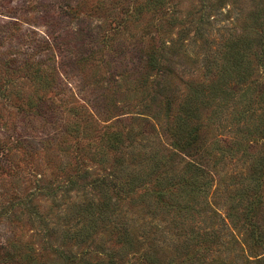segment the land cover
<instances>
[{
    "label": "trees",
    "instance_id": "obj_1",
    "mask_svg": "<svg viewBox=\"0 0 264 264\" xmlns=\"http://www.w3.org/2000/svg\"><path fill=\"white\" fill-rule=\"evenodd\" d=\"M225 1L242 4L240 16L211 40L206 16ZM241 1L206 0L193 13L196 74L181 90L172 80L173 43L140 47L128 81L133 116H115L105 127L94 170L75 166L63 185L46 187L44 195L64 199L80 224L62 233L60 246L46 241L51 260L223 264L222 228L229 227L245 261L264 264V0ZM14 243L0 244L7 261L49 264L20 259Z\"/></svg>",
    "mask_w": 264,
    "mask_h": 264
},
{
    "label": "rangeland",
    "instance_id": "obj_2",
    "mask_svg": "<svg viewBox=\"0 0 264 264\" xmlns=\"http://www.w3.org/2000/svg\"><path fill=\"white\" fill-rule=\"evenodd\" d=\"M205 1L0 0V244L18 242L20 259L61 262L42 251L46 241L58 247L62 233L80 224L64 199L52 203L44 195L46 187L63 185L75 166L94 170V146L105 127L134 112L128 81L140 47L171 41L179 67L173 84L181 90L195 76L192 22L199 14L193 13ZM237 6L225 1L206 16L210 39L237 22ZM222 232L223 264H251L240 238L229 227ZM0 264H14L2 248Z\"/></svg>",
    "mask_w": 264,
    "mask_h": 264
}]
</instances>
